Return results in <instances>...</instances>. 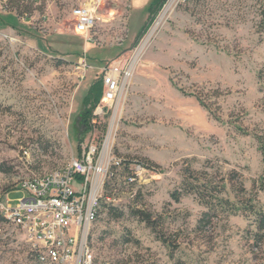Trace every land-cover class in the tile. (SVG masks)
<instances>
[{"label":"rangeland","instance_id":"obj_1","mask_svg":"<svg viewBox=\"0 0 264 264\" xmlns=\"http://www.w3.org/2000/svg\"><path fill=\"white\" fill-rule=\"evenodd\" d=\"M23 1L29 17L0 0V264H86V250L93 264H264V0H165L154 13L152 0H101L91 37L75 32L72 16L88 0ZM95 47H118L105 66L134 63L122 109H99L104 85L95 107L85 103L105 67L87 60ZM92 148L89 177L73 179L79 192L108 161L151 167L133 184L116 169L122 217L102 206L95 222L72 224L58 262L33 259L27 229L2 205ZM186 181H209L240 208L202 221L210 209Z\"/></svg>","mask_w":264,"mask_h":264},{"label":"built area","instance_id":"obj_2","mask_svg":"<svg viewBox=\"0 0 264 264\" xmlns=\"http://www.w3.org/2000/svg\"><path fill=\"white\" fill-rule=\"evenodd\" d=\"M39 4L43 0H33ZM101 0H88L72 9V16L75 20V32L77 34H86L91 37V31L97 23L96 10ZM29 17L28 14L24 15ZM45 19L46 16L43 15ZM91 39V38H89ZM86 65V64H85ZM83 64V66L85 67ZM86 69V67H85ZM134 74V63L116 61L103 67L101 80L104 85V93L99 109L108 110L115 105L122 109L124 96H128ZM96 152L92 148L89 154L80 160H74L71 168H64L63 175L53 174V178L32 179L29 184L28 196H24L18 204L4 203L1 208L9 210L10 222L16 227L27 229L30 238L31 257L38 261H45L47 258L53 262H58L64 252H66L69 240L68 231L71 230L75 222L79 226L82 221L91 220L94 222L96 213L95 203L103 196L94 187L98 173L102 174V186L110 174L111 166L102 165L95 169L92 174L90 190H88V181L84 191H77L72 185L75 176L82 179L89 177L92 172L93 156ZM111 160V159H110ZM120 159H115L113 164L119 165ZM110 166V167H109ZM141 164H136L133 169L138 174ZM138 176V175H137ZM100 177V176H99ZM104 189V186H103ZM89 191L88 205L85 207L86 192ZM80 227V226H79ZM67 235V236H66ZM73 239H70L72 242ZM86 264H93V257L88 250Z\"/></svg>","mask_w":264,"mask_h":264},{"label":"trees","instance_id":"obj_3","mask_svg":"<svg viewBox=\"0 0 264 264\" xmlns=\"http://www.w3.org/2000/svg\"><path fill=\"white\" fill-rule=\"evenodd\" d=\"M11 3L13 2L14 4H12L13 6H16V10H17V14H28L30 7L29 5H25V1L22 2V0H9ZM165 2V0H152L150 2V4H148V10L150 13H154L156 8H159V6H161L163 3ZM28 11V12H27ZM118 52V47L112 50H103L101 48L95 47V49L91 52L86 51L85 55L87 57V60L90 63H94L96 65H102L105 66L108 61L106 60V55L108 53H113V56L116 55V53ZM122 51V50H121ZM116 52V53H115ZM108 59V58H107ZM98 81L95 82L94 84L92 83V85L90 86L89 91L87 92V94L85 95V103H90L92 104L93 107H95V105L98 103L99 99L102 96L103 93V81L101 80V78L97 79ZM89 111H85V114H88ZM262 150L264 152V146H262ZM133 164H141L144 167H148L150 168L151 166L146 163L145 161H140V160H127V159H122L120 161L119 165H113L111 167L110 170V174L108 175L107 179H106V183L104 185V194L103 196L100 198V205L97 209V213H96V217L94 222L98 219L102 206L108 210V213L111 216H115L116 218H120L124 215V212L121 211L119 209V207H117L113 201L112 198L114 196V188L111 185L112 183H114L119 177V171H117L116 169L118 168H123L125 173V177H126V182L128 183H135L137 181V175L135 173V171L133 170V168H131V165ZM0 171H5L3 165L0 164ZM122 174V173H121ZM199 180V179H197ZM199 182V181H198ZM195 184V185H194ZM192 183V182H187L186 181V186H187V191L189 192H195L198 193L200 196V199L202 201H204V203L208 206V208L210 209L208 212L205 213L204 217L202 218V221L205 220L206 217L209 216V214L215 210H230V209H239L240 207H237L234 203H231L229 201V199L225 198V197H221L219 194H212V191L214 189L213 185L208 181L206 183ZM220 191V190H219ZM222 191V189H221ZM175 199H178L180 196V193L176 192L173 193L172 195ZM209 196L210 199H207ZM110 198V199H108ZM210 200V201H209ZM245 208H249V207H245ZM213 210V211H212ZM258 215H260V219H259V224L261 226H263L264 224V212L262 211H256ZM133 213L138 216L141 217L142 220L146 221L149 226L153 227V221L152 218L150 216L149 213H146L143 210H139V209H135L133 211ZM2 215V214H1ZM3 217V216H2ZM3 219H5L3 217ZM6 220V219H5ZM164 242L166 243L167 240L164 238L163 239Z\"/></svg>","mask_w":264,"mask_h":264},{"label":"bare ground","instance_id":"obj_4","mask_svg":"<svg viewBox=\"0 0 264 264\" xmlns=\"http://www.w3.org/2000/svg\"><path fill=\"white\" fill-rule=\"evenodd\" d=\"M72 165H73V163L70 165V167H67V168H71L72 167ZM56 173V175H63V169L61 170V171H58V172H55ZM55 173H52V174H49L47 177H44V178H53V174H55ZM41 179H43V178H41ZM5 210V209H4ZM2 211V210H1ZM95 211H96V208H95ZM9 211H7V214L9 215V213H8ZM6 218V217H5ZM9 218H10V215H9ZM8 218V219H9ZM91 255V254H90Z\"/></svg>","mask_w":264,"mask_h":264}]
</instances>
